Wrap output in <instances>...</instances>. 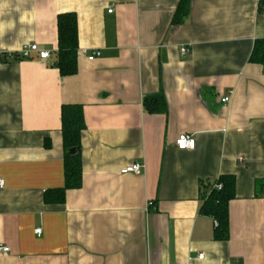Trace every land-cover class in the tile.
<instances>
[{"label":"crops","instance_id":"crops-1","mask_svg":"<svg viewBox=\"0 0 264 264\" xmlns=\"http://www.w3.org/2000/svg\"><path fill=\"white\" fill-rule=\"evenodd\" d=\"M181 1L0 0V264H264L260 0H189L174 24ZM61 14L78 20L70 77L56 67ZM32 44L50 59L10 60ZM162 94L167 113H148ZM64 106H81L86 128L82 186L58 203ZM182 135L195 149L176 147ZM136 163L142 175L122 173ZM222 176L236 197L217 240L200 186Z\"/></svg>","mask_w":264,"mask_h":264},{"label":"trees","instance_id":"trees-1","mask_svg":"<svg viewBox=\"0 0 264 264\" xmlns=\"http://www.w3.org/2000/svg\"><path fill=\"white\" fill-rule=\"evenodd\" d=\"M189 0H182L174 24H182L189 15ZM259 13L264 16V0H260ZM58 53L56 67L62 77L77 74V57L79 50L78 20L75 14H61L57 18ZM20 60V59H16ZM251 62L264 65V40L255 44ZM144 106L150 114H166L167 103L164 95L149 97ZM83 108L81 106H64L62 109V134L65 155V187L52 191L54 202L63 203L68 190L80 189L82 186V162L80 158L81 135L85 130ZM72 149L78 150L71 155ZM221 185V190L216 186ZM203 197L201 213L218 223L215 238L226 239L229 234V205L236 197V181L234 177L222 176L215 182H202L200 186Z\"/></svg>","mask_w":264,"mask_h":264},{"label":"built area","instance_id":"built-area-1","mask_svg":"<svg viewBox=\"0 0 264 264\" xmlns=\"http://www.w3.org/2000/svg\"><path fill=\"white\" fill-rule=\"evenodd\" d=\"M113 11L109 10L108 13L111 14ZM264 14V13H263ZM189 53L188 49L183 48L181 49V54L183 56H186ZM37 55L38 59L41 61H47L50 59L51 54L48 51H42L39 49L38 45L36 44H32V45H26L25 47L22 48V50L18 53V54H13L10 56V60H16V59H20V60H31L33 59V56ZM101 57V53L100 52H94L90 55H88V61L92 62L98 58ZM230 101V98H225L222 100L223 104H228ZM176 147L181 150V151H186V150H193L195 149V139L190 136V135H182L180 136L176 143H175ZM144 170V166L143 164L140 163H136L133 165L128 166L126 169H124L122 171L123 174H133L136 176H140L142 175ZM5 188V181L2 177H0V190H3ZM216 190H221V185L216 186L215 188ZM215 226H218V223L215 222ZM36 234L38 237L41 236L42 234V230L38 229L36 230ZM10 253V249L9 247H7L4 244L0 243V255H7ZM198 260H203L204 259V255L200 254L197 257Z\"/></svg>","mask_w":264,"mask_h":264},{"label":"water","instance_id":"water-1","mask_svg":"<svg viewBox=\"0 0 264 264\" xmlns=\"http://www.w3.org/2000/svg\"><path fill=\"white\" fill-rule=\"evenodd\" d=\"M77 152H78V150H76V149H72V150L70 151V154H71V155H75V154H77Z\"/></svg>","mask_w":264,"mask_h":264}]
</instances>
